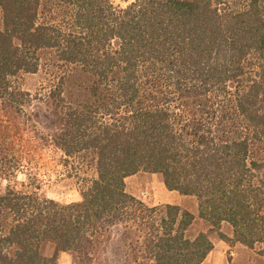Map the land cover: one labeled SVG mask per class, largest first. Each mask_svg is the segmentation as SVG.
Returning a JSON list of instances; mask_svg holds the SVG:
<instances>
[{
    "label": "trees",
    "instance_id": "trees-1",
    "mask_svg": "<svg viewBox=\"0 0 264 264\" xmlns=\"http://www.w3.org/2000/svg\"><path fill=\"white\" fill-rule=\"evenodd\" d=\"M42 59L93 79L89 103H66L61 79L49 90L61 118L47 139L14 121L34 100L18 79ZM46 145L64 169L94 162L78 202L28 189ZM138 173L194 198L224 243L264 248V0H0V264H57L59 253L91 264L96 239L115 227L137 236L151 264H202L208 234L189 239L190 213L129 195L125 180Z\"/></svg>",
    "mask_w": 264,
    "mask_h": 264
},
{
    "label": "rangeland",
    "instance_id": "rangeland-1",
    "mask_svg": "<svg viewBox=\"0 0 264 264\" xmlns=\"http://www.w3.org/2000/svg\"><path fill=\"white\" fill-rule=\"evenodd\" d=\"M111 2L115 7L125 8L132 0H111ZM59 79L62 80V96L66 103L76 106L92 101L90 91L93 79L80 67H58L48 71L46 60L42 59L41 68L36 74L22 75L17 82L20 89L29 93L34 99L30 104L24 106L23 115L14 119L29 137L38 134L47 139L60 127L59 111L47 98L49 90ZM35 143L37 144V140ZM35 149L36 155L32 162L35 166L34 169H32L33 166L29 169L31 177L28 189L59 204L78 202L81 180L94 176L92 159H85L83 162L74 163L71 168L64 169L60 164L62 155L58 151L48 145L42 148L38 146ZM18 181L23 182L24 177L19 175ZM5 186V182L0 183V188L3 189ZM125 190L147 207L175 206L179 200H183L178 193L167 191L161 177L157 174L138 173L128 177L125 180ZM185 200L187 203L181 204V207H186L188 211L192 210V202H196L195 199L186 197ZM180 210L184 211L182 208ZM199 229L200 227L196 224L193 229L189 227L186 237L195 238ZM228 232L232 234L231 228L227 224L222 225L221 233L227 237ZM207 234L208 237L211 236L219 240L216 233L207 232ZM136 239L135 234H124L120 227L105 232L96 239L93 252L95 261L91 264H151L149 261L142 260L141 253L137 250ZM226 245L228 249L225 251L217 250L215 252L217 264H264V248L262 246L249 250L239 244L226 243ZM52 251L53 247L49 244H45L42 248V254L45 256L51 254Z\"/></svg>",
    "mask_w": 264,
    "mask_h": 264
},
{
    "label": "crops",
    "instance_id": "crops-1",
    "mask_svg": "<svg viewBox=\"0 0 264 264\" xmlns=\"http://www.w3.org/2000/svg\"><path fill=\"white\" fill-rule=\"evenodd\" d=\"M174 193V192H173ZM181 198L183 200H179V203H176L175 206H178L180 208H182L184 211L189 212L193 217H194V222L193 224L190 226L191 229H193L194 225H198L200 227V229L197 231V233L195 234L194 237H196L198 234L202 233V234H207V232L209 231L210 227L203 221L201 220H197L198 218V212H197V205L196 202H192V210L188 211L186 209V207H181V204H186V197L181 196ZM188 198V197H187ZM200 223V224H199ZM224 225V224H223ZM229 231V230H228ZM189 233V229L187 230L186 234ZM231 233L228 232L227 237H231ZM209 241L211 242V244L213 245V249L212 251L208 254V256L206 257V259L204 260V262L202 264H217L216 262V256H215V252L217 250L219 251H225L226 249H228V246L226 245V243H224L221 240H216L213 237L209 236L208 237ZM53 254V251L51 254L49 255H44L45 257H51ZM57 264H76L77 262H75L74 258L72 257L71 254L69 253H59L57 256V260H56ZM223 264V263H222Z\"/></svg>",
    "mask_w": 264,
    "mask_h": 264
}]
</instances>
